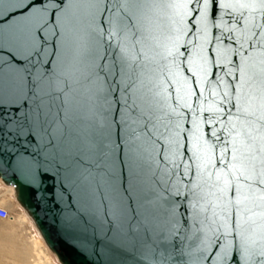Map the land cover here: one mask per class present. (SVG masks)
<instances>
[{"label":"snow or ice","instance_id":"1","mask_svg":"<svg viewBox=\"0 0 264 264\" xmlns=\"http://www.w3.org/2000/svg\"><path fill=\"white\" fill-rule=\"evenodd\" d=\"M146 2L0 0V169L45 190L94 264H172L192 215L139 142L147 114L126 51ZM257 240L255 260L245 249L228 264H264V229Z\"/></svg>","mask_w":264,"mask_h":264},{"label":"water","instance_id":"2","mask_svg":"<svg viewBox=\"0 0 264 264\" xmlns=\"http://www.w3.org/2000/svg\"><path fill=\"white\" fill-rule=\"evenodd\" d=\"M129 23L126 55L138 65L147 114L139 142L162 186L186 195L192 210L184 242L167 254L228 264L248 249L255 260L264 229V0H147ZM0 180L61 264H94L43 188L12 169H0Z\"/></svg>","mask_w":264,"mask_h":264},{"label":"rangeland","instance_id":"3","mask_svg":"<svg viewBox=\"0 0 264 264\" xmlns=\"http://www.w3.org/2000/svg\"><path fill=\"white\" fill-rule=\"evenodd\" d=\"M9 191L7 187L0 186V205L14 217L11 221H0V264H61L43 239L39 238L31 222L24 216L23 208Z\"/></svg>","mask_w":264,"mask_h":264},{"label":"bare ground","instance_id":"4","mask_svg":"<svg viewBox=\"0 0 264 264\" xmlns=\"http://www.w3.org/2000/svg\"><path fill=\"white\" fill-rule=\"evenodd\" d=\"M2 185L5 186V187H7L8 190H10L9 192H11V195L15 198V190H14V187L4 185V184L2 183V181L0 180V186H2ZM21 209H22V208H21ZM22 210H23V214H24V216L27 218V220H29V221L31 222V224H32L33 227L35 228V230H36V232H37L39 238L42 240V237H41L39 231L37 230V228H36L34 222H33L32 219L30 218V216L28 215V213H27L24 209H22ZM25 217H23L24 220H26ZM35 241H36L37 244H40V241H37V240H35ZM36 243H35V244H36ZM41 253H42V252H41ZM38 257H39V254H38ZM45 257H46V256H45ZM46 259H48V256H47ZM40 260H41V259H40ZM41 261H42V260H41ZM41 261H40V262H41ZM46 261H47V260H46ZM48 261H49V259H48ZM40 264H44V263L41 262Z\"/></svg>","mask_w":264,"mask_h":264},{"label":"built area","instance_id":"5","mask_svg":"<svg viewBox=\"0 0 264 264\" xmlns=\"http://www.w3.org/2000/svg\"><path fill=\"white\" fill-rule=\"evenodd\" d=\"M13 219L14 217L12 216L11 212L4 206L0 205V221L7 222Z\"/></svg>","mask_w":264,"mask_h":264}]
</instances>
